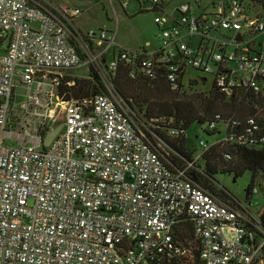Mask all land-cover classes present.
<instances>
[{
	"label": "built area",
	"instance_id": "1",
	"mask_svg": "<svg viewBox=\"0 0 264 264\" xmlns=\"http://www.w3.org/2000/svg\"><path fill=\"white\" fill-rule=\"evenodd\" d=\"M90 1L122 9L131 1L149 3L161 44L150 52L121 48L105 30H76L79 9L0 0L6 42L0 53V264L190 263L193 255L176 239L186 222L199 242L200 264H256L264 229L250 204L226 206L185 177L212 143L198 139L193 162L169 170L110 79L120 62L131 78L154 81L165 69L171 91L204 79L229 99L243 89L262 94L264 0H186L172 11L165 0ZM86 57L106 93L81 101L59 97L60 73L79 68ZM190 70L200 76L189 77ZM19 86L25 101L11 120ZM216 120L206 131H223L217 141L232 137L240 124ZM60 122L63 129L43 148ZM246 125L251 135L237 140L243 144L257 130L254 119Z\"/></svg>",
	"mask_w": 264,
	"mask_h": 264
},
{
	"label": "trees",
	"instance_id": "2",
	"mask_svg": "<svg viewBox=\"0 0 264 264\" xmlns=\"http://www.w3.org/2000/svg\"><path fill=\"white\" fill-rule=\"evenodd\" d=\"M3 41L4 38H1L0 45ZM89 70V77L86 79L61 78L57 88L59 97L81 101L90 100L101 93L105 94L106 88L98 75V68L93 65ZM130 74V67L119 62L116 74L110 79L113 92L134 113V122L144 135L143 140L169 170H183L193 162L194 151L188 147L186 140L187 132L192 126L206 125L207 128L210 123H219L216 120L217 116L221 122L236 120L240 124L233 129L232 137L229 134L224 141L210 143L205 141L212 144L201 159L194 161L193 167L185 171V177L218 198L221 203L232 207L235 199L220 187L215 177L227 174L237 179L249 172L251 181L245 190L246 199L250 200L251 191L258 176H261L263 184L259 190L264 201V92L253 94L252 91L243 89L229 99L211 83L208 85V92L193 91L186 94L184 88L171 91L165 81V69L159 70L154 81L140 76L131 78ZM200 80L203 85H207L204 79ZM196 83H198L196 80L190 81L188 86ZM248 119H254L257 130L243 144L237 140L242 134L245 137L251 135L246 125ZM172 130L177 132L175 136L170 135ZM216 132L213 131L212 134L215 135ZM226 155L229 159L225 157ZM258 218L264 229V203L258 212ZM193 233L191 223L186 222L181 225L176 235L178 242L187 247L193 255V262L185 264H200L198 261L200 245L194 239ZM195 247L197 248L194 254Z\"/></svg>",
	"mask_w": 264,
	"mask_h": 264
},
{
	"label": "rangeland",
	"instance_id": "3",
	"mask_svg": "<svg viewBox=\"0 0 264 264\" xmlns=\"http://www.w3.org/2000/svg\"><path fill=\"white\" fill-rule=\"evenodd\" d=\"M51 3L58 5L60 8L68 9H79L81 16L74 23V28L82 33H86L90 30H105L109 34L115 35V44L121 46V48L132 49V50H145L147 52L156 50L160 43L159 31L157 26L154 24V18L156 14L150 10L151 5L147 2L138 3L137 1H131L128 3L125 9L117 3H113V8L106 4L97 5L92 3L90 0H49ZM167 3V9L172 11L180 3H186V0H165ZM202 7H207L208 4L204 3ZM5 35L0 33V39L4 38ZM6 42H2L0 46V53L5 49ZM101 65L103 61H98ZM93 66L89 61V57L83 60V65L75 70L67 72H61L60 77H72L73 79L81 80L86 79L89 76V68ZM189 77L200 76L198 72L190 70L187 74ZM192 86L189 84L184 86L183 91L186 94H190L193 91L198 93L208 92V84L203 85L200 81ZM15 109L11 120L15 117L16 113L19 112L18 105L25 101L26 91L25 88L19 86L15 89ZM18 114V113H17ZM62 123V122H60ZM213 135L212 132L206 133V125L192 126L187 132V145L190 149L198 154L197 140L202 139L207 143L215 142L220 139L223 135V131ZM220 187L225 189L234 199L235 203L240 204L242 207H247L250 204V211L253 214H257L262 204L264 203L262 194L259 190L263 179L258 176L255 184L257 193L254 194L250 200L246 199L245 190L249 186L251 181V174L249 172L244 173L243 176L234 179L232 175H218L215 177ZM194 249V254L196 251ZM195 258V257H194ZM193 262V261H192ZM256 264H264V254H262L256 262Z\"/></svg>",
	"mask_w": 264,
	"mask_h": 264
},
{
	"label": "water",
	"instance_id": "4",
	"mask_svg": "<svg viewBox=\"0 0 264 264\" xmlns=\"http://www.w3.org/2000/svg\"><path fill=\"white\" fill-rule=\"evenodd\" d=\"M237 40H240V36L238 37ZM64 124L61 123L59 125H57L52 131H50L48 134L45 135V138L43 140V148H48L49 145L51 144V142L53 141L54 138H56L57 135H59V133L61 132V130L63 129Z\"/></svg>",
	"mask_w": 264,
	"mask_h": 264
},
{
	"label": "crops",
	"instance_id": "5",
	"mask_svg": "<svg viewBox=\"0 0 264 264\" xmlns=\"http://www.w3.org/2000/svg\"><path fill=\"white\" fill-rule=\"evenodd\" d=\"M79 31V30H78ZM259 212V211H258ZM258 212H257V216H258Z\"/></svg>",
	"mask_w": 264,
	"mask_h": 264
}]
</instances>
